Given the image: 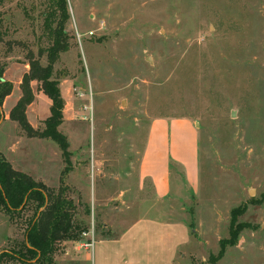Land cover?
Instances as JSON below:
<instances>
[{"label":"rangeland","instance_id":"374dc122","mask_svg":"<svg viewBox=\"0 0 264 264\" xmlns=\"http://www.w3.org/2000/svg\"><path fill=\"white\" fill-rule=\"evenodd\" d=\"M66 1L70 47L54 77L70 117L61 130L70 152L63 183L79 231L72 251L92 228L84 264H264V0ZM49 6L0 0V63L50 43L43 28ZM22 73V63L9 67L12 88ZM38 111L36 103L28 109L34 122ZM138 171H169L180 193L154 202L153 178ZM119 173H130L129 182L116 181ZM126 186L133 197L120 199ZM240 206L236 238L216 260L231 210ZM32 213V206L12 216L0 211L7 224L0 252L21 248ZM171 224L174 237L156 246ZM107 236L111 242L99 243ZM63 243L54 264H78L64 258Z\"/></svg>","mask_w":264,"mask_h":264},{"label":"trees","instance_id":"16d2710c","mask_svg":"<svg viewBox=\"0 0 264 264\" xmlns=\"http://www.w3.org/2000/svg\"><path fill=\"white\" fill-rule=\"evenodd\" d=\"M49 10L44 15L43 28L50 43L40 48L35 55L27 52L25 60L29 70L20 82L21 95L9 112V118L15 121L28 136L47 137L55 141L62 153L65 167L61 172L60 184L54 189L29 174L15 169L0 154V211L12 216L28 207L33 213L24 228V241L21 248H7L0 252V264L5 260H16L22 264H54L53 254L59 242L76 239L78 227L74 222L76 204L68 195V187L63 183V173L69 168V142L58 130L62 121L64 101L60 93L59 80L54 77V66L60 53L70 47V34L66 30L69 11L66 0H49ZM2 34L0 32V41ZM45 57L42 61V57ZM0 63V121L3 119L2 104L12 88V83L3 77L9 61ZM35 80L40 89L50 100V115L44 120L41 130L34 129L26 116V107L34 96L30 82ZM244 206L231 210L229 238L219 240V250L214 259H219L227 244H232L237 235V216ZM239 227V226H238Z\"/></svg>","mask_w":264,"mask_h":264},{"label":"crops","instance_id":"0c3cea01","mask_svg":"<svg viewBox=\"0 0 264 264\" xmlns=\"http://www.w3.org/2000/svg\"><path fill=\"white\" fill-rule=\"evenodd\" d=\"M16 63H22L23 73L20 74L17 77V79L13 81V88L11 93L6 95L3 100V104H2L3 119L0 121V154L6 160H8L15 169H18L20 171L29 174L35 180H40L46 185L52 184L57 180L59 181L61 172L65 167L62 153L58 144L56 143L57 146L52 145L51 141H49L52 139L47 137L26 135L25 132L18 126V124L9 118L8 110L7 111L5 110L9 100H11L12 98L13 99L16 98L18 100V98L20 97L21 95L20 82L23 74L29 70V64L25 60L8 61L3 72V77L6 80H8L9 78L8 77L9 67L12 64H16ZM30 86L32 88L34 98L32 102L29 103L26 107V116H27V120L34 129L41 130L44 127V120L50 115L51 100L40 89H38V84L35 80L30 82ZM62 98L64 101V106L62 110V121L57 128L61 133H63L66 136L68 140V136L66 135V133L61 130L63 125L68 124L70 120L69 119L70 117L68 115L69 113H67L66 111V106L68 105V98L67 96H62ZM35 103L39 107V111L35 116L36 122H34V120L32 121L31 118H29L28 116L29 107ZM184 119H186V117H184ZM188 120L190 121V119ZM156 121H158V117L152 120V124H154ZM151 132H152V126L150 127V133ZM150 140L151 137L150 139H147L145 150L148 149ZM144 161H145V156L142 159H140L141 166H143ZM138 172H140L141 175L145 173L144 176H150L153 178L154 183L153 185H151L152 188L150 190L152 191L151 196L154 202H158V201L162 202L163 200L167 201L171 198V196L173 197L174 195L180 193L181 187L178 186V184L175 186L173 185V179H172L173 176L169 171H161L159 175L156 174L155 171H138ZM100 174L101 173L99 172V175ZM112 176L118 182H122L125 178H127V182H129L128 177L130 176V173H123V174L119 173V174H114ZM187 186H189V184H187ZM139 189L140 188L137 186L135 192H139ZM99 191L101 194L104 191V189L102 187H99ZM132 191L133 190L130 189V187L128 186L124 188H120L119 198L131 199V197H133ZM92 200H93L92 208L95 212V206H96L95 198H93ZM123 201L125 202V200ZM140 220L141 219L138 218L130 222V224L126 228H124V230L125 229L126 230L119 234V239H117L116 242L122 241L124 237L128 238L130 235L128 233H131L130 231L140 222ZM3 224H4L3 218L0 217V232H2V234L4 232L5 234V230L7 229V224L4 225ZM175 228H178L177 225L171 224L169 225V228L165 232L159 233L160 237L155 239L156 246H163L166 241L174 237L173 231H175ZM100 240H104L99 242L101 244L111 242L110 236H107V238L104 239L101 238ZM63 242H64L63 244L65 245L63 252V255L65 256L64 258L68 260H74L78 264H84V262H86L89 259L88 253L85 252L84 256L83 254L81 255L80 253L83 249L86 250V248H79V250L73 249L72 251L73 246L71 247L70 245L73 242L71 240H65ZM147 245L149 244L146 243V246Z\"/></svg>","mask_w":264,"mask_h":264},{"label":"built area","instance_id":"2783aa9c","mask_svg":"<svg viewBox=\"0 0 264 264\" xmlns=\"http://www.w3.org/2000/svg\"><path fill=\"white\" fill-rule=\"evenodd\" d=\"M94 230L92 228L89 231H82L81 236L82 238L78 241L79 248H86L88 249L92 244L93 235L92 233ZM91 235V237H90Z\"/></svg>","mask_w":264,"mask_h":264}]
</instances>
